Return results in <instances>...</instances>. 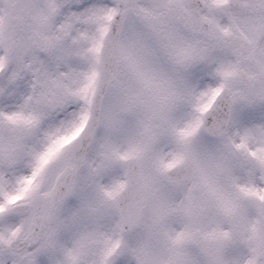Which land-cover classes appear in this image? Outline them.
<instances>
[{
  "label": "snow or ice",
  "instance_id": "snow-or-ice-1",
  "mask_svg": "<svg viewBox=\"0 0 264 264\" xmlns=\"http://www.w3.org/2000/svg\"><path fill=\"white\" fill-rule=\"evenodd\" d=\"M0 264H264V0H0Z\"/></svg>",
  "mask_w": 264,
  "mask_h": 264
}]
</instances>
